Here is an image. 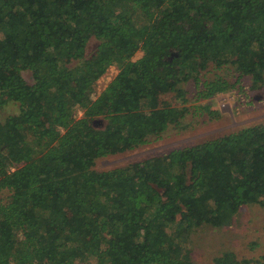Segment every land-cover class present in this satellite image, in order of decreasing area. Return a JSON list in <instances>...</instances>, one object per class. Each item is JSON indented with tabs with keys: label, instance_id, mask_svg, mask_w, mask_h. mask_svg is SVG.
<instances>
[{
	"label": "trees",
	"instance_id": "1",
	"mask_svg": "<svg viewBox=\"0 0 264 264\" xmlns=\"http://www.w3.org/2000/svg\"><path fill=\"white\" fill-rule=\"evenodd\" d=\"M0 36V105L19 107L0 122V264H197L195 231L264 207V123L95 167L181 126L192 101L264 90V0H0Z\"/></svg>",
	"mask_w": 264,
	"mask_h": 264
},
{
	"label": "rangeland",
	"instance_id": "2",
	"mask_svg": "<svg viewBox=\"0 0 264 264\" xmlns=\"http://www.w3.org/2000/svg\"><path fill=\"white\" fill-rule=\"evenodd\" d=\"M153 23L159 24L157 20H153ZM98 43L95 38L90 40L87 47L88 55L94 51ZM141 55L142 51H138L133 58ZM117 71V67L109 70L91 89L92 93L97 96L114 78ZM22 76L24 80L32 81L29 70L22 71ZM192 103L195 105L182 120L181 126H171L162 138L152 140L133 150L98 159L96 169L110 170L125 167L136 160L223 137L258 123H264V90L249 91L246 95H241V101L236 99L232 92H221L211 98L203 96L199 101ZM18 112L16 101L5 102L0 105V122ZM189 248L197 264H215L214 259L226 251H234L240 256L264 253V207L257 204L243 206L236 215L234 223L229 226L217 224L202 226L192 234ZM78 264L84 263L78 262Z\"/></svg>",
	"mask_w": 264,
	"mask_h": 264
}]
</instances>
